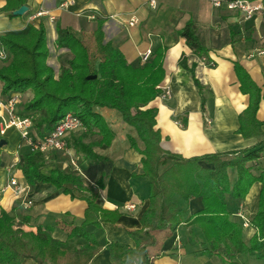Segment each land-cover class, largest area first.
<instances>
[{
	"label": "crops",
	"instance_id": "1",
	"mask_svg": "<svg viewBox=\"0 0 264 264\" xmlns=\"http://www.w3.org/2000/svg\"><path fill=\"white\" fill-rule=\"evenodd\" d=\"M63 1L67 0H27L28 9L20 16L10 17L0 12V36L42 24L48 49L46 63L52 67L57 78L59 56L68 52L56 46L57 26L71 27L81 33L87 42L93 40L97 20L101 19L103 43H111L118 48L129 64H139V54L146 49L152 50L151 59L157 48L163 49L164 79L159 87L161 90L168 89L170 96L164 99L158 96L148 107L157 110L155 129L161 134L160 145L165 151L189 158L264 145V124L261 125L262 135L244 138L237 132L238 114L247 107L248 96L241 92L234 68V64L238 63L260 89L256 118L264 123V13L257 12L250 18H243L224 5L212 6L209 0H154V6L149 4L150 0H73L61 7ZM5 2L0 0V8ZM40 9L47 11L48 15L31 18ZM132 17L137 22L131 26L128 22ZM188 22L193 24L199 42L207 50L202 55L192 51L179 34ZM3 56L0 55V67L10 60L7 54ZM181 58L183 64L180 63ZM11 93L18 96L17 107L20 109L19 103L32 97L31 91ZM10 94L2 96L0 93V101ZM4 117V111L0 110V126ZM108 122L115 132L114 138L108 148H95L96 153L106 160L98 164H86L84 161L90 167V183L95 184L97 180L102 183L98 188L102 207L118 209L121 215L115 223L102 222L100 227L91 231L100 243L115 242L134 248L135 243L129 238L127 230L140 227V216L148 207L149 200L147 178L141 165L143 155L128 144L125 136H133L139 149L143 145L135 130L126 126L117 114L111 115ZM76 131L79 130L66 135L67 151L82 161V155L71 146ZM30 134L37 136L33 129ZM0 139L5 140L1 146L5 165L0 166V209L26 228H49L53 238L67 241L69 247L82 245V240L68 238L61 224L57 223L67 221L79 226L84 220L85 201L58 192L50 184L26 183L16 163L18 153L28 146L21 142L19 132L13 127L0 134ZM55 154L45 155V163L40 168L42 173L54 168L65 172L73 170L72 158L65 159L62 152ZM203 166L211 167L207 164ZM261 167H264V158L254 166V173L257 174ZM227 173L232 186L236 180L235 170L229 168ZM10 178L27 187L25 195L32 200L29 208L22 207L21 196L13 194L11 188H5ZM261 188L262 184L255 181L243 199L226 195L230 218L241 223V237L246 245L257 233L256 228L249 224L248 216L257 211ZM173 198L182 210L184 220L203 208L199 196H191L187 201L178 196ZM126 204H134V207L126 210L123 208ZM155 236L157 245L149 248L153 256L152 264H227L221 263L216 255L201 253L205 244L198 227L191 228L183 223L173 232L164 230ZM127 258L129 261L126 264L144 262V256ZM27 263L33 264L30 261ZM89 264H112L109 250L102 247ZM243 264H264V256L250 252L245 255Z\"/></svg>",
	"mask_w": 264,
	"mask_h": 264
},
{
	"label": "trees",
	"instance_id": "2",
	"mask_svg": "<svg viewBox=\"0 0 264 264\" xmlns=\"http://www.w3.org/2000/svg\"><path fill=\"white\" fill-rule=\"evenodd\" d=\"M26 3L27 0H6L0 12L12 17L13 11ZM101 24L102 20L98 19L93 32V50L88 48L81 33L71 27L57 26L56 46L68 50L59 56L57 78L46 63L48 49L42 24L0 36V45L10 58L0 67V93L5 96L11 92H32L31 98L19 103L21 112H18L31 117L36 138L45 136L66 113H72L81 126L73 135L71 146L82 155L86 164L106 160L95 148H108L114 138L115 132L108 122L111 115L117 114L126 126L135 130L142 149L138 148L133 136L125 137L128 144L143 155L141 165L147 178L149 200L140 216V227L127 230L135 247L115 242L103 244L92 234L91 230L100 227L102 222L115 223L121 211L102 207L98 194L102 183L100 180L90 183V167L84 164L81 172L54 168L42 173L40 168L45 163V155L52 152L43 153L28 147L18 153L16 163L26 183L50 184L58 192L85 201L84 220L79 226L67 221L57 223L68 238L80 239L83 244L69 247L67 241L53 238L49 228H26L0 209V264H28L27 261L33 264H89L102 247L109 250L112 264H126L129 261L126 256H144L143 264H152L149 248L157 245L156 233L173 232L183 223L200 228L205 244L201 253L216 255L221 263L243 264L245 255L250 252L264 256V167L257 174L253 171L264 158V145L189 158L165 151L160 145L161 134L155 129L157 110L148 107L161 94L163 49L157 48L154 57L145 63L129 64L118 48L103 43ZM179 34L192 51L201 55L207 51L199 42L192 23H186ZM180 63L183 64L182 58ZM234 68L240 90L248 96L247 107L238 114L237 132L244 138L262 135L264 123L256 118L260 89L238 63ZM1 148L0 166H4ZM229 168L236 173L232 186L228 182ZM255 181L260 182L262 188L257 211L248 216V221L257 233L246 245L241 237V223L230 218L226 195L243 199ZM175 196L184 201L199 196L203 208L184 220Z\"/></svg>",
	"mask_w": 264,
	"mask_h": 264
},
{
	"label": "built area",
	"instance_id": "3",
	"mask_svg": "<svg viewBox=\"0 0 264 264\" xmlns=\"http://www.w3.org/2000/svg\"><path fill=\"white\" fill-rule=\"evenodd\" d=\"M73 0L63 1L60 6L65 7ZM214 7L225 6L228 10L236 11L240 13L243 18H250L257 12L264 13V0H209ZM155 1L150 0L149 4L154 6ZM48 15V12L40 9L31 18ZM137 22L136 18H130L128 24L134 25ZM4 57V53L0 54ZM152 55L151 49H146L139 54L140 63H145L150 59ZM170 92L168 89L163 88L161 90L160 98H169ZM18 96L16 94H10L6 99L0 101V110H3L5 117L3 118L0 126V134H4L5 130L9 127L15 128L20 135L21 142L33 150H38L43 153L49 152H63L67 150L66 135L70 131H75L80 128L81 123L72 113H66L61 119H59L54 127L43 137L36 138L30 133L32 131L31 117L21 115L17 110ZM75 165L74 162H71ZM5 188H11L13 194L21 196V205L24 209L29 208L32 204V200L27 198L25 191L27 187L20 184L15 178H10ZM134 207V204H126L124 209L129 210Z\"/></svg>",
	"mask_w": 264,
	"mask_h": 264
},
{
	"label": "rangeland",
	"instance_id": "4",
	"mask_svg": "<svg viewBox=\"0 0 264 264\" xmlns=\"http://www.w3.org/2000/svg\"><path fill=\"white\" fill-rule=\"evenodd\" d=\"M86 45L88 46V48L90 50H93L94 49V43H93V40H88L86 42ZM17 110L20 111V108L17 107ZM36 132V131H35ZM32 133V131H31ZM77 133V132H76ZM67 150L69 151V145H68V141H67ZM63 151L62 153L65 155V159H70L72 158V160L74 161L75 165L72 166V169L74 171H77V172H81V166H84L85 164V161H81L80 158L76 157L75 154L71 153V155L68 154V151ZM49 155H56L54 152L52 153H49Z\"/></svg>",
	"mask_w": 264,
	"mask_h": 264
},
{
	"label": "water",
	"instance_id": "5",
	"mask_svg": "<svg viewBox=\"0 0 264 264\" xmlns=\"http://www.w3.org/2000/svg\"><path fill=\"white\" fill-rule=\"evenodd\" d=\"M28 7L27 5H22V7L20 6L18 9L13 11V15L14 16H20L23 15L26 11H27ZM5 144V140L4 139H0V147L2 145Z\"/></svg>",
	"mask_w": 264,
	"mask_h": 264
}]
</instances>
